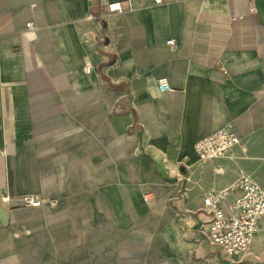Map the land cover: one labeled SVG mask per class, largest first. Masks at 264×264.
I'll use <instances>...</instances> for the list:
<instances>
[{
    "label": "crops",
    "instance_id": "0c3cea01",
    "mask_svg": "<svg viewBox=\"0 0 264 264\" xmlns=\"http://www.w3.org/2000/svg\"><path fill=\"white\" fill-rule=\"evenodd\" d=\"M254 4L0 0V191L42 201L0 204V264H264V228L244 255L204 234L206 195L227 208L240 177L264 188ZM222 127L241 143L198 162Z\"/></svg>",
    "mask_w": 264,
    "mask_h": 264
},
{
    "label": "built area",
    "instance_id": "2783aa9c",
    "mask_svg": "<svg viewBox=\"0 0 264 264\" xmlns=\"http://www.w3.org/2000/svg\"><path fill=\"white\" fill-rule=\"evenodd\" d=\"M163 3V0H156ZM250 8L256 11L254 0H250ZM110 12L122 11L119 1L108 5ZM233 18H242L234 15ZM175 45V40L167 41ZM87 72L92 70L87 66ZM161 90H170L165 78L158 79ZM241 143L239 135L230 127H222L213 133L200 138L194 145L198 162L204 163L210 160L225 157L236 145ZM234 186L241 189L240 195L234 198L227 208L223 207V200L227 192L209 193L204 197V209L210 214L208 222L204 226V234L210 245L219 247L228 255H244L251 246L257 234L264 228V188L249 176L240 177ZM40 207L42 201L39 197L29 194L20 198H14L6 191H0V204H15Z\"/></svg>",
    "mask_w": 264,
    "mask_h": 264
},
{
    "label": "water",
    "instance_id": "95a60500",
    "mask_svg": "<svg viewBox=\"0 0 264 264\" xmlns=\"http://www.w3.org/2000/svg\"><path fill=\"white\" fill-rule=\"evenodd\" d=\"M3 215H4L3 208H2V206H0V217L2 218Z\"/></svg>",
    "mask_w": 264,
    "mask_h": 264
}]
</instances>
